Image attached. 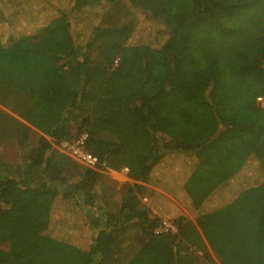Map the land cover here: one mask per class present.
Masks as SVG:
<instances>
[{
  "label": "trees",
  "instance_id": "trees-1",
  "mask_svg": "<svg viewBox=\"0 0 264 264\" xmlns=\"http://www.w3.org/2000/svg\"><path fill=\"white\" fill-rule=\"evenodd\" d=\"M261 43L264 0H0V147L16 152L0 156V264H264V55L237 67L249 87L206 71ZM202 72L225 128L211 144L213 129L175 139L158 125L174 83ZM42 102L59 117L37 131L24 121ZM83 134L96 169L57 149ZM250 158L261 180L228 185ZM176 167L210 187L193 220L184 200L160 215L143 202L152 186L176 196ZM124 168L118 186L108 172ZM28 193L34 207L56 196L30 229L2 216ZM163 219L176 234H154Z\"/></svg>",
  "mask_w": 264,
  "mask_h": 264
},
{
  "label": "rangeland",
  "instance_id": "rangeland-1",
  "mask_svg": "<svg viewBox=\"0 0 264 264\" xmlns=\"http://www.w3.org/2000/svg\"><path fill=\"white\" fill-rule=\"evenodd\" d=\"M144 21L145 23H149L146 17H144ZM262 55H264V43L252 47L250 53L244 57L236 56L235 58H232V60H227L226 62L220 63L219 66L217 61H213L210 64L211 66H209L206 71L211 73L212 67L217 69L215 74H217L219 78L224 81L226 89L235 88V84L243 87H249L247 85H242L238 81L239 69L237 67L239 64L246 66ZM209 77L210 76L207 72H202L178 79L177 83H174L166 96L161 99L158 104L159 130L169 135H173L175 139H180L182 136H186L189 139H194L195 137H198L200 131L202 132V135L207 136V134H209L211 131L210 129H213L214 131H211V140L207 144H211L214 139H216V137L225 130L222 125L217 127V121L219 120L216 121L214 114L212 113L213 109L209 99L211 87L207 80ZM199 89L200 91H198ZM222 89L224 92L226 91L224 87ZM224 92L220 93L223 94ZM50 104L51 103L47 104L42 102L37 105H33L32 108L27 112L28 118L24 122L37 131H45L44 129L48 127L47 124L49 119L51 122L52 120H56L59 117V112L52 108ZM255 104L258 108L263 106L260 105L257 100H255ZM216 127L218 131H215ZM1 155L2 157L6 158L7 161L14 159L16 157L14 146L12 144L1 146L0 156ZM178 160L173 159V162ZM183 168H185V166ZM183 168L180 170L178 167L175 168V171L177 173L183 174V176L180 180L181 183L178 184L179 190L175 192L176 196H178V199H176V196L174 199L180 206H182L181 200H184L190 206L186 208V211L184 212L189 219L193 220L195 213L193 211L194 207H192V204H195L194 201L196 204H199L200 200L204 199L205 195H207L210 187L207 180L205 179L204 173L199 172L203 170L202 168L196 170L198 173L196 176L197 181H194V178H192L188 182L185 178V175L188 176L185 174L187 173L188 169L184 170ZM108 176L118 186L124 183H131V181L125 177L126 175L122 171H109ZM260 180L261 179L257 173L255 163L250 158L246 161L242 170L228 182V185L235 186L237 182H258ZM220 192L221 190L218 193ZM159 195L161 196L158 191L151 188L149 195L150 201L147 205L151 211L155 213L157 212L160 215L162 212H165L167 208L170 209L171 207H168L166 201H159L161 199L159 198ZM33 196V194H25L23 197L25 200V205H22L19 202L11 203V206L2 212L3 218L26 229H30L41 224L42 221L48 217L49 210L56 201V196L49 195L47 200L37 207H34L31 204ZM157 251H159L158 246ZM150 253L151 251H149V254ZM145 256L146 255H144V253L141 254L140 252V259L146 258ZM139 264L162 263L152 258H146L142 262H139Z\"/></svg>",
  "mask_w": 264,
  "mask_h": 264
},
{
  "label": "built area",
  "instance_id": "built-area-1",
  "mask_svg": "<svg viewBox=\"0 0 264 264\" xmlns=\"http://www.w3.org/2000/svg\"><path fill=\"white\" fill-rule=\"evenodd\" d=\"M257 102L260 105H263V98L259 97ZM88 135L83 134L75 141L69 142H62L57 146V149L61 151L63 154L69 156L74 161L80 163L82 166L88 169H96L99 165V161L97 157L93 156L86 150V143H87ZM128 169L124 168L122 170L125 173V177H127ZM144 203H149L147 198L143 199ZM177 232V228L171 222L163 219L160 225L155 229V235H165L171 234L174 235Z\"/></svg>",
  "mask_w": 264,
  "mask_h": 264
},
{
  "label": "crops",
  "instance_id": "crops-1",
  "mask_svg": "<svg viewBox=\"0 0 264 264\" xmlns=\"http://www.w3.org/2000/svg\"><path fill=\"white\" fill-rule=\"evenodd\" d=\"M258 98H259V97H258ZM258 98H257V99H258ZM257 99H256V100H257ZM130 181H131V180H130ZM131 182H132V181H131ZM151 188H153L154 190L158 191L159 194H161V196H163V197H165V198L167 199V200H165V201H166V203H168V207H172L171 204L180 207V205L176 202V200L174 199V197H172V196H170V195L164 193L162 190H160V189H158V188H156V187H153V186H152ZM159 196H160V195H159ZM159 198H161V197H159ZM161 200H162V198H161Z\"/></svg>",
  "mask_w": 264,
  "mask_h": 264
}]
</instances>
